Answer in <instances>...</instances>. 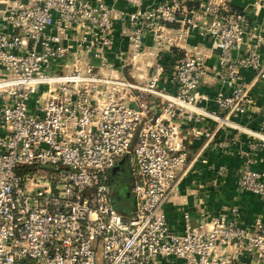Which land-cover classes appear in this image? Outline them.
<instances>
[{"label":"built area","instance_id":"2783aa9c","mask_svg":"<svg viewBox=\"0 0 264 264\" xmlns=\"http://www.w3.org/2000/svg\"><path fill=\"white\" fill-rule=\"evenodd\" d=\"M117 1L12 0L6 7L10 30L0 24V264H162L169 258L264 264V170L251 168L250 159L236 177L237 193L250 192L263 205L250 220L234 202L196 223L186 214L177 233L164 211L187 169L185 141L203 135L204 146L225 147L212 139L231 128L234 136L250 134L252 149L264 147V104L258 130L233 119L247 115L250 89L264 80V31L224 0H168L132 12L117 8ZM118 19L126 21L129 46L118 54L121 65L110 60ZM193 30L218 50L214 73L222 86L213 110L198 105L204 54L182 44ZM147 35L157 50L182 51L165 78L173 91L160 87L161 66L138 74L139 81L115 74L129 67L127 60L147 56ZM246 69L254 73L249 83ZM204 118L215 122L212 132L184 127ZM124 160L130 206L122 212L110 175Z\"/></svg>","mask_w":264,"mask_h":264},{"label":"crops","instance_id":"0c3cea01","mask_svg":"<svg viewBox=\"0 0 264 264\" xmlns=\"http://www.w3.org/2000/svg\"><path fill=\"white\" fill-rule=\"evenodd\" d=\"M165 1L168 0H118L116 6L126 12H132L136 9L150 8L159 2ZM11 2L12 0H0V24H3L7 30H10V25L5 20V10ZM106 2L112 4L113 0H106ZM224 2L231 5L230 7L239 9L240 12L245 14L249 24L256 25L264 31V0H224ZM169 26L173 27L174 30L177 25L170 24ZM126 28L125 19H118L114 24L115 42L111 48L110 60L115 65H121L118 54H126L129 49L127 36L123 31ZM170 33L173 34L172 31ZM245 39L246 44L252 41L251 31L247 32ZM199 40L201 38L193 31L187 36L186 44L197 46L196 42ZM143 41L147 52L144 59L147 60L149 69L144 65L141 66L142 69L147 73V70L150 72V69L161 66L163 70L162 79L159 82L160 87L169 92L173 91L171 84L166 82L165 78L175 60L182 55V51L178 49L157 50L152 44L153 40L150 35L145 36ZM202 50L204 51L206 70L202 83L198 88L199 93L203 96L198 105L206 110H213L215 109L213 97L222 86L214 73L217 66L218 50L211 46L209 39L204 40ZM261 51L264 54V46ZM241 71L244 82H251L254 75L253 71L247 69ZM250 94L252 104L248 108L247 115L233 119L247 129L258 130L262 122L259 107L264 104V80L253 83ZM187 126L212 132L215 122L209 118H204L197 122H188L184 127ZM234 133L236 132L231 128H223L214 133L212 141L224 142L226 143L225 147L215 146L213 143L204 146L206 138L203 135L190 140V144L185 141L187 169L174 196L164 205L167 221L172 231L177 233L184 231L186 214L189 215L192 223H196L207 217L208 213L213 215L234 202L238 203L243 216L247 220H250L252 215L262 210L263 205L258 197L250 192L237 193L236 177L241 164L248 159H250L251 168L264 170V147L252 149L250 143L254 139L250 134L240 132L234 136ZM220 167L223 169L222 173L219 170ZM125 206H130V200ZM162 264H184V262L169 258L163 260Z\"/></svg>","mask_w":264,"mask_h":264},{"label":"rangeland","instance_id":"374dc122","mask_svg":"<svg viewBox=\"0 0 264 264\" xmlns=\"http://www.w3.org/2000/svg\"><path fill=\"white\" fill-rule=\"evenodd\" d=\"M194 32H196L197 34H198V36L201 38V40H199V41H197L196 42V49H195V51L196 52H201V53H204V51L202 50L203 48H204V40H206L207 38H205L203 35H201L200 34V32L198 31H196V30H193ZM192 31V32H193ZM173 33H175V31H173ZM187 38V37H186ZM182 44H184V46L185 47H187V46H195V45H187L186 44V41L184 42V43H182ZM216 49V48H215ZM129 56H130V53H129ZM128 56V57H129ZM121 63H122V61H120ZM120 63V64H121ZM146 63H147V60H145L144 59V57L143 58H141V59H138V58H136L135 60H133V61H131V63H129V61L127 60V62H126V64H128L129 65V67L127 66V67H125L123 70H122V72L121 73H119V72H116L115 74L117 75V76H125L126 78H131V80H135L134 78H137V75L138 74H140V73H143L144 72V69H142V67L141 66H145L146 65ZM136 67H141L140 69H135ZM128 72V73H127ZM132 75L134 76V77H132ZM139 80V79H138ZM127 202H129V200H130V197H128V198H126L125 199ZM124 203H123V200H118V202H117V207H118V209L120 210V211H122V212H124L125 210H126V207H124ZM211 216V214H209L208 213V215H207V217H205V218H203L202 220H204V219H207V218H209ZM202 220H200V221H202ZM35 262V260H25V261H23L21 264H35L34 263Z\"/></svg>","mask_w":264,"mask_h":264},{"label":"trees","instance_id":"16d2710c","mask_svg":"<svg viewBox=\"0 0 264 264\" xmlns=\"http://www.w3.org/2000/svg\"><path fill=\"white\" fill-rule=\"evenodd\" d=\"M231 5H228V7L230 8V11H239V9L237 8H233V7H230ZM125 165L126 167V173L125 174H122V176L120 177V179H118V182L117 184L115 185L116 186V190H112V197L114 199V203H115V207L118 209L117 207V202L118 200H123V203L126 205L127 204V201L125 200L126 198L130 197V191H129V185H130V176H129V171H128V163L126 162V160L120 162V163H117L115 167H117L115 170L112 169L111 171V175H110V183H111V186L113 185V175H115V172L119 171V168L121 169V165ZM124 207H127L125 206ZM120 211V210H119Z\"/></svg>","mask_w":264,"mask_h":264},{"label":"flooded vegetation","instance_id":"af4514ba","mask_svg":"<svg viewBox=\"0 0 264 264\" xmlns=\"http://www.w3.org/2000/svg\"><path fill=\"white\" fill-rule=\"evenodd\" d=\"M127 171H126V167H125V165H124V163H123V165H121V169L119 168V171H117V172H115V175H113V177L112 178H114L113 179V185H112V190H116L117 188H116V184H117V182H118V179H120V177L122 176V174H125Z\"/></svg>","mask_w":264,"mask_h":264},{"label":"bare ground","instance_id":"6f19581e","mask_svg":"<svg viewBox=\"0 0 264 264\" xmlns=\"http://www.w3.org/2000/svg\"><path fill=\"white\" fill-rule=\"evenodd\" d=\"M175 194V193H174ZM174 194L170 197L169 201L172 199V197L174 196Z\"/></svg>","mask_w":264,"mask_h":264},{"label":"water","instance_id":"95a60500","mask_svg":"<svg viewBox=\"0 0 264 264\" xmlns=\"http://www.w3.org/2000/svg\"><path fill=\"white\" fill-rule=\"evenodd\" d=\"M122 162V161H119V163ZM117 167H114L113 170H115Z\"/></svg>","mask_w":264,"mask_h":264}]
</instances>
